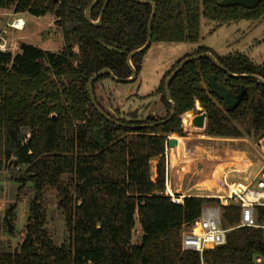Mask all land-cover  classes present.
Wrapping results in <instances>:
<instances>
[{
    "label": "trees",
    "instance_id": "obj_1",
    "mask_svg": "<svg viewBox=\"0 0 264 264\" xmlns=\"http://www.w3.org/2000/svg\"><path fill=\"white\" fill-rule=\"evenodd\" d=\"M93 1L0 0V9L55 16L64 42L59 52L25 42L16 53L0 52V170L26 166L14 177L20 183L18 199L29 184L35 192L26 238L20 250H0V264H252L257 255L264 256L262 231L252 227L231 230L225 244L202 254L183 249L185 231L204 206L218 199L186 196L182 203L172 202L166 194V149L171 134L185 135L181 116L197 104L198 113H206L210 137H264V85L251 77L230 76L209 58L192 60L170 82L175 110L162 121L172 107L164 81L185 58L210 52L231 73L264 79V57L255 63L244 53L218 56L200 45L203 21H258L264 18V0L254 9L222 7V0H183L180 6L179 0H143L156 5L151 44L196 47L174 62L151 94L160 95L165 116L106 112L120 124L96 110L88 82L105 68L118 78L132 75L127 57L146 43L153 8L135 0H109L102 24L94 26L85 17ZM104 2L91 10L92 20L99 19ZM147 50L132 58L137 78ZM105 79L119 83L104 73L93 82L94 89ZM49 189L57 194L68 233L59 245L47 230L44 198ZM15 208L6 211L1 224L11 236L16 234ZM239 221L236 203L223 208L224 226ZM138 225L140 240L135 238Z\"/></svg>",
    "mask_w": 264,
    "mask_h": 264
},
{
    "label": "rangeland",
    "instance_id": "obj_2",
    "mask_svg": "<svg viewBox=\"0 0 264 264\" xmlns=\"http://www.w3.org/2000/svg\"><path fill=\"white\" fill-rule=\"evenodd\" d=\"M23 17L27 25L24 30L15 32V36L18 37L16 42L29 43L52 52L62 50L63 37L55 16L47 15L38 19L27 13ZM3 25L4 17L0 14V30ZM200 45L210 47L218 56L240 52L246 54L253 62L262 63L264 18L258 21L238 20L227 25L203 21ZM192 47L195 45L153 42L143 57L142 69L136 80L131 83H116L105 79L95 84L93 91L99 106L116 117H130V114L136 118H145L149 114L156 117L165 116L166 111L160 95L151 94L155 92L163 75L172 68L174 62L186 53H190ZM200 110L197 104L196 110L188 111L181 116L184 136L177 134L169 136L178 141L176 146H168L166 151L168 152L166 164L171 170L169 184L174 195H201L215 198L214 196L222 194L227 174L229 180L248 182L264 169V137L256 141L252 138L210 137L205 129L192 125L194 116L200 114L198 113ZM155 164L156 162H152L153 176ZM25 170L26 166L0 170L1 251L20 250L26 238L29 203L34 198L35 192L33 185L29 184L23 190L22 197L18 199L20 183L14 179ZM15 204L16 234L11 236L1 228V224L6 211ZM44 204L48 212L47 230L59 245L68 239V233L58 209V197L54 189L47 191ZM141 236V228L138 225L135 238L140 240Z\"/></svg>",
    "mask_w": 264,
    "mask_h": 264
},
{
    "label": "built area",
    "instance_id": "obj_3",
    "mask_svg": "<svg viewBox=\"0 0 264 264\" xmlns=\"http://www.w3.org/2000/svg\"><path fill=\"white\" fill-rule=\"evenodd\" d=\"M0 11L4 17V25L0 30V52L16 53L19 48L8 36V31L24 30L26 20L18 16L19 13L14 9H0ZM167 185L168 170L166 168V194L171 197L172 202L182 203L184 197L195 196L174 195L171 191L167 192ZM214 197L218 199V202L204 206L199 218L183 234L182 247L184 250L198 251L202 254L206 249L225 244L228 232L240 227L260 229L264 241V169H261L248 182L229 180L227 174L222 194ZM232 203H236L240 207V221L234 226L226 227L223 224V208ZM261 211L263 214L260 220ZM86 264L94 263L88 261ZM202 264L204 263L202 262ZM252 264H264V256L257 255Z\"/></svg>",
    "mask_w": 264,
    "mask_h": 264
},
{
    "label": "water",
    "instance_id": "obj_4",
    "mask_svg": "<svg viewBox=\"0 0 264 264\" xmlns=\"http://www.w3.org/2000/svg\"><path fill=\"white\" fill-rule=\"evenodd\" d=\"M100 0H94L88 7L87 9L85 10V17L87 19V21L94 25V26H97V25H100L102 24V21H103V14H104V11L107 7V4L109 2V0H105L104 2V6L102 8V11L100 13V16H99V19L97 21H94L91 19V10L93 9V7L99 2ZM139 3H146V4H150L153 8L152 10V14H151V17H150V20H149V32H148V37H147V41L146 43L132 51L128 57H127V63L132 71V75L129 77V78H125V79H122V78H118L116 77L113 72L110 70V69H103L97 73H95L94 75L91 76V78L89 79V82H88V87H89V94H90V97H91V101L94 105V107L96 108V110L103 116L105 117L107 120H109L110 122H113V123H116V124H120L117 120L113 119L111 116H109L100 106L99 104L96 102V99H95V94H94V91H93V82L95 80H97L102 74L104 73H107L111 76L112 79H114L115 81L121 83V82H125V83H131L133 82L134 80L137 79V70L136 68L134 67L133 63H132V58L147 50L150 46H151V38H152V32H151V24H152V21H153V18L156 14V5L153 3V2H150V1H143V0H135ZM262 0H222L220 2H218V5L219 6H222V7H226V6H242V7H245L247 9H254ZM183 0H179L178 1V6H180L182 4ZM203 57H206V58H209L218 68L222 69L223 71L227 72L230 76H233V77H251V78H254L256 79L258 82H260L261 84L264 85V79L261 78L260 76L258 75H254V74H233L229 71H227L224 66L216 59V57L210 53V52H206V53H203V54H200V55H193V56H190L188 58H185L171 73L170 75L165 79L164 81V87H165V95H166V99L172 104V107H171V110H170V114H169V117L166 119V120H163L162 122H165V121H168L174 114V110H175V106L171 100V94H170V91H169V88H170V82L174 79V77L179 73V71L182 70V68L190 61L192 60H195V59H199V58H203ZM206 121H207V116H206V113L203 112V113H200L198 115H195L193 120H192V125L196 128H200V129H205L206 128ZM159 124V122H156L155 124H151V125H142V126H154V125H157ZM178 143V141L176 139H172L170 138L169 139V146L170 147H174L176 146ZM27 238H29V235L27 236Z\"/></svg>",
    "mask_w": 264,
    "mask_h": 264
},
{
    "label": "crops",
    "instance_id": "obj_5",
    "mask_svg": "<svg viewBox=\"0 0 264 264\" xmlns=\"http://www.w3.org/2000/svg\"><path fill=\"white\" fill-rule=\"evenodd\" d=\"M27 13H28V12H21V13L18 14V16L23 17L24 14H27ZM48 15H51V14H48ZM32 16H33V15H32ZM45 16H47V15H45ZM33 17L38 18V19H41V18H42V17H36V16H33ZM23 18H24V17H23ZM25 20H26V19H25ZM26 25H27V21H26ZM15 32H16V31H14V30H9V31H8V36H9V37L15 42V44H17V46H18V48H19V45H20V44H19L18 42H16V40L18 39V37L15 36ZM19 38H20V37H19ZM200 42H201V41H200ZM21 43H22V42H21ZM195 47H196V45H195ZM195 47H192L191 50L194 49ZM18 50H19V49H18ZM18 50H17V51H18ZM17 51H16V52H17ZM167 150H168V149H167ZM166 153H168V152H166ZM168 167H169V166L167 165V167H166L167 170H168V185H167V190H168V191H167V192H169V191L172 192L171 186H170V184H169V181H170L169 173H170L171 170H170ZM195 196H201V195H195Z\"/></svg>",
    "mask_w": 264,
    "mask_h": 264
},
{
    "label": "bare ground",
    "instance_id": "obj_6",
    "mask_svg": "<svg viewBox=\"0 0 264 264\" xmlns=\"http://www.w3.org/2000/svg\"><path fill=\"white\" fill-rule=\"evenodd\" d=\"M246 163V162H245ZM247 165V164H246Z\"/></svg>",
    "mask_w": 264,
    "mask_h": 264
}]
</instances>
